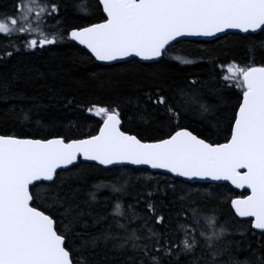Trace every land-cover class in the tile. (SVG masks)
<instances>
[{
  "label": "snow or ice",
  "instance_id": "6c2138e0",
  "mask_svg": "<svg viewBox=\"0 0 264 264\" xmlns=\"http://www.w3.org/2000/svg\"><path fill=\"white\" fill-rule=\"evenodd\" d=\"M14 8L15 15L0 14V64L26 52L35 55L37 49L47 50L58 42H75L90 54L82 63L94 58L147 70L173 59V42L181 38L217 37L228 30L264 33V0H94V5L92 0H73V10L89 22L70 28L63 24L62 13L67 10L63 0H18ZM244 39L250 41L255 61L256 45L250 36ZM260 48L264 50V43ZM227 73L222 77L227 82L224 88L237 89L239 95L226 117L225 142L213 140L207 128L194 134L181 123L182 113L196 108L202 120L220 131L215 109L195 91L196 80L175 89L161 80L144 89L145 102L137 116L147 122L142 113L150 106L165 117L154 130L157 139L127 130L120 104L87 107L85 111L98 117L101 126L98 134L84 138L66 140L59 134L49 138L43 131L32 134L30 128L25 133H0V264H94L97 251L105 249L136 254L129 258L130 264H181L182 257L197 249L206 256L189 264H253L248 257L241 260L233 249L236 253L251 249V244L243 247L234 236L247 238L252 229L257 231L251 235L264 241V64L232 63ZM30 80L21 71L10 80L4 77L0 102L23 99L15 90ZM74 102L64 98L65 106ZM17 107L9 111L23 126L31 121V109L21 107L17 113ZM35 124L43 127L39 120ZM84 162H94L86 167L118 173L114 182L100 181L86 191L88 211L70 203L81 191L76 185ZM122 165L161 169L187 181H227L247 190L227 203L235 217L252 218L239 221L249 228L232 231L227 221L220 222L217 209L200 213L193 208L191 226L178 223L175 233L161 232L155 225L163 227L170 220L158 215L146 199L144 209L155 217L150 227L143 209H137L139 199L136 204L123 202L131 177L113 168ZM105 189L112 195L102 201ZM146 195L150 198L152 193ZM192 196L186 191L179 199L190 206L196 203ZM101 203L110 204L111 210L93 215L91 209ZM180 233L183 236L177 240ZM260 241L258 247H264ZM256 264H264V256H257Z\"/></svg>",
  "mask_w": 264,
  "mask_h": 264
},
{
  "label": "trees",
  "instance_id": "16d2710c",
  "mask_svg": "<svg viewBox=\"0 0 264 264\" xmlns=\"http://www.w3.org/2000/svg\"><path fill=\"white\" fill-rule=\"evenodd\" d=\"M17 2L18 0H0V14L15 15L14 5ZM63 2L67 9L62 13L65 27L85 25L89 22L88 18H82L73 10V0H63ZM92 3L94 5V0ZM98 18L99 13L96 14L95 19L98 20ZM249 36L256 45L255 61H252L249 53V40L241 35H228L212 42H179L172 46L173 59L147 70L130 65L125 66L123 63L119 64V67L102 66L94 59L82 63L81 61L86 60L89 54L73 42H58L56 45L46 46L47 50L37 49L35 55L26 52V55L19 59L0 64V80L4 77L10 80L18 71L31 76L27 85L21 83L15 90L24 97L23 99L9 100L7 104L0 102V133L19 134L27 132L30 128L32 134L43 131L49 135V138L52 134L63 135L66 140L84 138L97 134L101 126L98 117L85 111L87 107L92 104L102 106L120 104L127 130L134 134L139 133L148 140L157 139L159 134L154 130L160 126V122L165 117L155 113L150 106L142 113L147 117V122L140 120L137 116L145 102L144 89L150 88L153 83L161 80L170 89L184 87L187 82L196 80L198 84L195 91L202 102L215 109V114L219 118L220 131L210 127L207 120H202L196 108L189 110L187 114L182 113L181 123L194 131V134L207 128L213 140L225 142L226 117L232 114L239 95L237 89L224 88L227 82L222 77L228 74L227 66L232 63L245 65L250 62L255 63L256 66L264 64V50L260 48V44L264 43V33ZM18 43L22 44L23 40ZM185 59L193 63H182ZM92 73L96 75L93 76ZM65 97L74 99V104L65 106ZM126 99L131 102L125 103ZM13 105L18 106L17 113L20 112L21 107L25 111L31 109L29 113L31 121L23 126L18 123L16 115L9 111ZM125 113L127 117L124 116ZM36 120H39L43 127L36 125ZM212 123L216 121L213 120ZM37 138H40L39 135ZM87 165L89 164L82 165L81 180L76 185L81 191L75 201H70V203H79L85 211L89 210L84 201L87 199L85 193L90 186L100 181L114 182L118 175L116 172L101 171L100 167L90 168L86 167ZM120 169L131 177L128 195L123 197V202L136 204L139 199L140 204L137 205V209H143V215L148 217L150 227L154 225L155 217L144 209L146 199H150L155 205L158 215H163L166 221L170 220V223L163 227L155 225L161 232L175 233L178 223H187L191 226V209L193 208L198 209L200 213L217 209L220 222L227 221L232 231L237 228H249L248 224L239 223L240 220L235 217L227 203L228 199L241 196L229 185H193L168 176L153 174L147 170ZM186 191L193 193L192 198L196 203L189 206L179 199V196ZM148 192L152 193L150 198L146 195ZM111 195L110 191L105 189L100 193V198L103 201L105 197H111ZM110 210V204L105 206L104 203L91 209L93 215L97 212L106 214ZM85 219L88 220L87 217ZM139 223L141 222L137 221V224ZM251 232L254 230L252 229ZM251 232L247 238L238 234L234 236V241H239L243 247L251 244V249L238 253L235 249L233 251L241 260L248 257L253 264H256V257L264 256V247H258L260 238L251 235ZM182 236L183 234L180 233L175 238L179 240ZM260 242L264 243V241ZM253 252L255 255L252 254ZM135 255L132 252L118 255L105 249L97 251L94 264H130L129 258ZM201 255L206 256V253H203L202 249H197L195 254L182 257L181 264H189L191 260Z\"/></svg>",
  "mask_w": 264,
  "mask_h": 264
},
{
  "label": "water",
  "instance_id": "95a60500",
  "mask_svg": "<svg viewBox=\"0 0 264 264\" xmlns=\"http://www.w3.org/2000/svg\"><path fill=\"white\" fill-rule=\"evenodd\" d=\"M261 33L259 30L258 32L256 33H241L239 32V30H228L227 33H221V34H218L217 37H210V38H205V37H185V38H181L180 42H183V41H194V42H212V41H215L217 39H220V38H223V37H226L228 35H241V36H249V35H257ZM75 43V42H73ZM179 43V42H178ZM177 44V42H173V46ZM77 46H79L80 48H82L83 50H85L87 52L86 49L83 48V46L81 45H78L76 44ZM90 55V54H89ZM94 59V58H93ZM99 65H102V66H113V65H117V64H122L123 62H113L112 64H106L104 62H99V61H96ZM142 63H151V62H142ZM98 134V133H97ZM83 164H94V162H84ZM97 167H100L102 168V166H97ZM113 168H131V169H135V170H147L153 174H160V175H164V176H168V177H171L175 180H179V181H182L184 183H187V184H208V185H229L231 187L232 190H234L235 192H237L238 194L242 195L245 193V191L247 190H241V189H236L233 185H231L229 182L227 181H219V182H213V181H199V180H196V181H187L185 178H182V177H175L174 174L172 173H168L166 172L165 170H161V169H151L150 167L148 166H133V165H122V166H113ZM233 210V209H232ZM234 212V210H233ZM239 220L241 219H247V220H251L252 218H239L237 217ZM254 230V229H253ZM254 231H257V230H254Z\"/></svg>",
  "mask_w": 264,
  "mask_h": 264
}]
</instances>
